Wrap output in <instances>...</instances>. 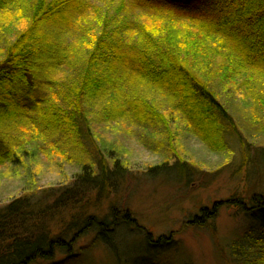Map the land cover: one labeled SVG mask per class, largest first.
Instances as JSON below:
<instances>
[{
    "label": "trees",
    "instance_id": "trees-1",
    "mask_svg": "<svg viewBox=\"0 0 264 264\" xmlns=\"http://www.w3.org/2000/svg\"><path fill=\"white\" fill-rule=\"evenodd\" d=\"M22 1L0 0V10L22 7ZM25 6L28 22L0 58V127L16 122L56 133L64 143L80 146L83 157L73 159L79 171L70 185L30 190L0 208V264H86L100 246L110 250L115 263L122 260L115 236L121 225L141 232L152 256L177 248V234L154 239L128 209L111 208L102 218L90 212L108 200L126 171L119 158L112 162L102 155L91 113L100 121L127 118L170 135L169 120L177 114L209 150H228L241 134L214 88L216 72L223 73L220 82L239 77L264 88V0H121L100 11L88 40L92 49L72 81L61 79L58 91L47 74L65 65L73 45L66 48L61 37L78 28L91 0H29ZM130 9L141 11L135 24L130 13L124 14ZM43 86L54 93L41 98ZM148 88L165 95L163 107L149 97ZM92 100H99V107H91ZM9 141L0 130V165L31 153ZM188 168L180 158L171 167L181 174ZM250 202L251 208L239 196L216 201L202 206L188 224L210 227L221 206L250 211L260 227L229 244L230 259L232 264H264V195L254 194ZM56 223H61L57 231Z\"/></svg>",
    "mask_w": 264,
    "mask_h": 264
},
{
    "label": "rangeland",
    "instance_id": "rangeland-1",
    "mask_svg": "<svg viewBox=\"0 0 264 264\" xmlns=\"http://www.w3.org/2000/svg\"><path fill=\"white\" fill-rule=\"evenodd\" d=\"M120 1L91 0L90 10L78 20V28H70L61 37L66 48L73 47H69L65 65L47 74V78L55 83V91L60 90L61 79L69 82L74 79L88 50L92 49L88 40L101 19L100 11L114 8ZM27 2L29 0L18 4L22 7L0 10V58L5 46L17 39L28 22ZM140 12L130 9L124 14L130 13L129 22L135 24ZM143 19L148 21L147 17ZM221 77L223 73L216 72L214 88L236 119L241 134V138L231 141L226 151L209 150L202 140L189 133L177 114H171L173 117L169 121L173 134L170 135L171 132L138 125L127 118L100 121L91 113L93 137L102 155L114 160L112 162L119 158L126 171L108 200L90 212L102 218L111 208L128 209L141 226L152 232L154 239L175 233L179 244L169 252L159 255L157 251L152 256L143 234L128 231L127 226L121 225L115 230V236L122 260L114 263L110 250L100 246L92 251L91 263L86 264H112L113 260L114 264H134L136 256L139 260L134 261L139 264H144L145 260H158V264H232L229 244L239 240L251 227H260L258 221L250 219V211L225 206L219 208L210 227L188 224L191 216L200 213L202 206L211 207L216 201L239 196L251 208V197L264 195V88H257L248 79L242 82L239 77L220 82ZM255 89L259 90L258 96H253ZM42 91L41 98L54 93L44 86ZM146 91L156 104L165 105V95L153 88ZM90 103L95 109L100 105L99 100ZM169 108L172 107L167 99L165 109ZM0 130L18 151L24 146L31 152L16 163L6 161L0 165V208L30 190L72 183L74 174L79 171L73 159L83 157L80 146L64 143L65 140L56 133L41 132L16 122H8ZM58 140L62 143L60 147ZM179 158L189 165L185 174L171 169ZM163 162H167L165 167L158 168L157 165ZM55 226L57 231L61 223ZM128 253L130 260H126Z\"/></svg>",
    "mask_w": 264,
    "mask_h": 264
}]
</instances>
